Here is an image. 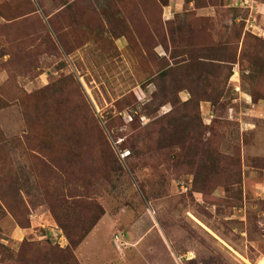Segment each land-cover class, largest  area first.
<instances>
[{
  "label": "rangeland",
  "instance_id": "rangeland-1",
  "mask_svg": "<svg viewBox=\"0 0 264 264\" xmlns=\"http://www.w3.org/2000/svg\"><path fill=\"white\" fill-rule=\"evenodd\" d=\"M0 264H264V0H0Z\"/></svg>",
  "mask_w": 264,
  "mask_h": 264
},
{
  "label": "trees",
  "instance_id": "trees-1",
  "mask_svg": "<svg viewBox=\"0 0 264 264\" xmlns=\"http://www.w3.org/2000/svg\"><path fill=\"white\" fill-rule=\"evenodd\" d=\"M169 122H172V121H169ZM169 122H167V123H169ZM100 212H101L102 215L105 213L103 208H100ZM64 229L67 232V235H68L69 239L71 240L72 246L77 247L84 240V238L86 237V233H84V232L82 234L78 235V237H77L76 234L73 233L72 230L69 227L64 226Z\"/></svg>",
  "mask_w": 264,
  "mask_h": 264
},
{
  "label": "built area",
  "instance_id": "built-area-1",
  "mask_svg": "<svg viewBox=\"0 0 264 264\" xmlns=\"http://www.w3.org/2000/svg\"><path fill=\"white\" fill-rule=\"evenodd\" d=\"M120 157L126 158L130 155L131 151L129 149L120 150Z\"/></svg>",
  "mask_w": 264,
  "mask_h": 264
}]
</instances>
